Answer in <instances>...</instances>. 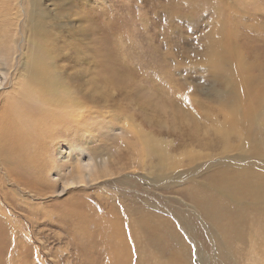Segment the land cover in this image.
<instances>
[{"label":"rangeland","instance_id":"1","mask_svg":"<svg viewBox=\"0 0 264 264\" xmlns=\"http://www.w3.org/2000/svg\"><path fill=\"white\" fill-rule=\"evenodd\" d=\"M0 4V110L43 134L35 169L12 164L23 146L0 151V264H264V0ZM206 192L239 208L231 225ZM114 220L122 240L102 237Z\"/></svg>","mask_w":264,"mask_h":264},{"label":"bare ground","instance_id":"2","mask_svg":"<svg viewBox=\"0 0 264 264\" xmlns=\"http://www.w3.org/2000/svg\"><path fill=\"white\" fill-rule=\"evenodd\" d=\"M1 5V4H0ZM3 5V4H2ZM11 7V6H10ZM9 9V8H8ZM1 10V9H0ZM4 10V9H3ZM1 14H2V12L0 11V16H1ZM7 17V16H6ZM12 17V16H11ZM9 19V18H8ZM10 20V19H9ZM11 31H13L12 29H11ZM1 34H2V32H0V36H1ZM1 59H3L2 57H1ZM44 62V61H43ZM39 63V62H38ZM40 64V63H39ZM1 65H2V63L0 62V75L2 76V78H0V86L2 85V82L4 81V77L3 76H5L6 77V75L4 74V72H3V69H2V67H1ZM41 66V65H40ZM31 70V69H30ZM32 79H31V82H33V83H35L36 84V86H39L40 84H43L45 81H46V79H47V77H46V73L45 72H33L32 73ZM50 79V78H49ZM49 79H48V81H49ZM28 80V79H27ZM54 80H59V79H57V78H55ZM30 81V80H29ZM16 83V82H15ZM33 83H28L29 84V86L30 87H34V85H33ZM48 84V83H47ZM53 85V84H52ZM51 85V86H52ZM42 87V86H41ZM53 87V86H52ZM52 87H49V86H45L44 87V93L46 94V96L48 97V99L50 98V99H52L53 100V102H56V103H59V101H56V97H54V96H56V95H59L60 93L58 92V91H54V89L52 88ZM3 88H4V86L2 87V88H0V90L2 89L3 90ZM38 88V87H37ZM41 89H43V88H41ZM15 93V92H14ZM13 93V94H14ZM30 93H33V90L32 91H30ZM65 93V92H64ZM24 95H26V93H23ZM34 94V93H33ZM44 94V95H45ZM67 94V93H66ZM66 94H64L65 96H67ZM39 95V94H38ZM61 97V96H60ZM60 97H59V99H60ZM39 98V97H38ZM67 98V97H66ZM49 99V100H50ZM1 100V99H0ZM23 101V100H22ZM36 101V100H35ZM24 103V102H23ZM79 104V103H78ZM0 107H1V104H0ZM3 108V107H2ZM0 112H1V114H0V151L2 150L3 151V148L5 147V145H6V141L8 142H10V145L12 146V150H13V148L14 147H16V146H23L22 148L25 150H22V148L20 149L22 152L24 151V152H26V154H25V156H23V154H22V152H19V154L21 153L22 154V156H21V154H20V156L21 157H17V158H15V159H17V162H16V160H13V162H12V164L13 165H15V166H17V164L18 165H20V166H25V165H29V167H31L32 165H33V163H34V166H33V168L35 169V168H37V166H39L38 164L36 165V163L35 162H33L34 160H33V158H34V156L35 155H37V154H35V153H37V151H35L34 150V148H33V150H34V152L35 153H32V152H30L29 150H28V148L32 145L31 143H33L34 142V144H38V139H40V137H39V135H43V134H40L39 132H30V133H28V134H22V133H20L19 131H18V127H17V124H16V122H14V120H12L11 119V117L9 116V113H8V110H7V108L5 107V109H4V111L2 112L1 110H0ZM10 114H11V112H10ZM13 114H15V112L13 113ZM15 116H16V114H15ZM78 117H77V119L78 120H81V114L79 113L78 115H77ZM55 120V123H57V121H56V119H54ZM51 121H53V119H51ZM54 122V121H53ZM81 123V121H79L78 122V124H80ZM77 124V126H79ZM28 125V124H27ZM20 127V126H19ZM18 128V129H17ZM26 129V128H25ZM13 132V136H11V137H9L8 136V134L11 132V131ZM76 132V131H75ZM80 141V140H79ZM8 146V145H7ZM38 146V145H37ZM9 147V146H8ZM7 148V147H6ZM20 148V147H19ZM16 149V148H15ZM6 150V149H5ZM10 150V149H9ZM37 150V149H36ZM8 152V151H7ZM6 153V152H5ZM77 154V153H76ZM26 155H28V156H26ZM4 156H5V154H4ZM13 159V158H12ZM5 160H6V158H5ZM8 160V159H7ZM9 162L11 161V159L10 160H8ZM7 161V162H8ZM100 161V160H99ZM81 163V162H80ZM80 163H78V164H80ZM43 166V165H42ZM76 166L77 165H75V168H76ZM18 167V166H17ZM96 167H97V169H96ZM98 167H100L99 169H98ZM74 168V167H73ZM72 168V169H73ZM74 168V169H75ZM101 171V172H104V173H107L108 172V170H109V157L107 158H103V160H101L99 163L97 162V163H95L94 161H92V160H90V161H88V162H86L85 163V165L83 164V168L81 169H76L75 170V173H73L74 175L73 176H70V177H68L65 181H64V183H63V185H62V187H63V189H64V187H67V186H69V185H73V184H77V183H82V182H86L87 181V179H91L92 178V176H94V174H95V172H97V171ZM62 189V190H63ZM207 193V192H206ZM201 194H198V193H195V198H196V200L197 199H202L203 201H204V203L202 204V208H203V212L210 218V219H212L214 222H216V224H218L219 222H220V220H222V223H219L220 224V226L221 227H226L227 225H231V224H229L226 220H228V221H233V220H235V219H233L232 218V215H237V213H238V209L236 210V214H234L233 213V211H234V203H233V205H232V207H229V206H225V202H226V200H225V198L223 197L222 199H219L218 198V196H216V195H214L213 193H207V195H210L211 197H212V200H210L208 203H206V200H207V198H204V196H200ZM206 195V196H207ZM253 195L255 196V198H260V197H264V190H261V191H258L257 193L256 192H253ZM191 196L192 197H194V193L193 194H191ZM238 197V196H237ZM232 204V203H231ZM219 206H223L224 208H222V209H219ZM231 213V214H229V216L230 217H226V215H228V213ZM106 219H107V217H106ZM106 219H104V220H106ZM112 219V218H111ZM108 220H109V217H108ZM0 221H2V219H0ZM143 221V220H142ZM80 222H83V221H80ZM107 221H105V222H103V224L104 223H106ZM119 220H114L113 222H112V225H111V227H108L107 226V223H106V226L108 227L106 230H109V231H104V229H103V233H102V237H104L105 236V233H111V234H116V236L119 238V240H122L123 238H124V234H123V232L120 230L121 228L119 227L120 225H118V227H117V224H119ZM98 223V222H97ZM144 223V222H143ZM143 223H140V226H141V228H143V226H145ZM82 224H84V223H82ZM100 224H102V223H100ZM99 224V225H100ZM98 225V226H99ZM105 225V224H104ZM76 226V225H75ZM110 226V225H109ZM235 226V225H234ZM81 227V226H80ZM117 227V228H116ZM214 228V227H213ZM99 229V228H98ZM102 229V228H101ZM229 229H230V227H229ZM232 229V228H231ZM235 229V228H234ZM100 232H102V230L100 231ZM99 232V233H100ZM131 232V231H130ZM229 232V231H228ZM234 232V231H233ZM231 233V234H228V235H226V242H227V244H221L220 245V247H219V251H220V254H219V252H218V257L220 258H222L223 259V261L226 263V262H228V260L230 259V257L231 256H229V252H230V250L231 249H229L227 246L230 244L229 243V241H231L232 239H234L235 237L237 238L239 235H240V233L241 232H239V234L238 233ZM128 235V234H127ZM133 237V233H131L130 235H129V237ZM90 238V237H89ZM225 239V238H224ZM222 240V239H221ZM224 246V248L223 249H221L222 247ZM127 248H130V246H128ZM126 248V249H127ZM214 249V248H213ZM214 250H216V249H214ZM210 251H212V249L210 250ZM130 252V251H129ZM263 256H264V253H263ZM128 260V259H127ZM231 260H232V257H231ZM264 261V260H263ZM229 264V263H228Z\"/></svg>","mask_w":264,"mask_h":264}]
</instances>
